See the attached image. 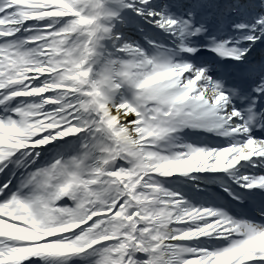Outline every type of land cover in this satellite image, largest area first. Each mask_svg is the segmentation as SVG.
<instances>
[{
	"label": "bare ground",
	"instance_id": "6f19581e",
	"mask_svg": "<svg viewBox=\"0 0 264 264\" xmlns=\"http://www.w3.org/2000/svg\"><path fill=\"white\" fill-rule=\"evenodd\" d=\"M136 1L94 0V10L87 14L86 11H77L83 0H74L73 13L58 18L75 17L70 36L92 35L91 43L83 52L84 61L75 65L74 75L63 82L59 79V73L54 71L45 72L48 74L42 76L28 75L29 83L22 88L23 91L36 89L35 93L30 91L33 96H48L54 106L61 107L62 114L73 117L77 129L62 133L64 140L68 142V139L75 141L78 137H86L85 142L80 143L82 151L74 157L79 164L89 165L94 171L90 173L93 183L88 188L94 200L90 201L91 196H84V207L79 219L84 214L96 212L88 221L79 224L78 229L71 228L63 237L56 234L54 239L45 233L48 228L46 224L30 233L8 222H0V254L1 249L7 248L0 255V264L37 262L41 253L53 251L51 241L73 238L99 218L107 222L102 229L92 233L93 236H103L94 247L90 246L86 250L88 254L94 252L93 258L74 264H139L134 259V256L139 255L149 259L147 264H264V228L248 222L239 226L224 214L208 211L209 199L205 197L220 189L228 174H234L235 185L244 189L253 200L259 197L253 192L255 190L264 195V177L251 178L249 173L239 175L240 170L250 166L249 162L251 165L257 163L256 166H260L264 173V135L258 138L250 133L236 105L221 90L216 91L207 70L204 73L194 72L192 68L185 71L187 67L181 66L179 71L188 74L184 80L186 84L182 82L171 91L172 99L167 104L156 102L152 97H141L121 85L119 72L125 48L130 44L121 41L123 35L110 34V39L108 33L114 29L152 33L148 27L121 25L123 21L128 22L124 18L125 11L135 13L133 7L137 5ZM147 1L144 0L142 5L146 6ZM226 6L236 8V3ZM112 8L122 11L117 16L120 18L114 14L106 15ZM141 16L138 20L135 17L139 24L144 23L142 18H150L158 25L157 34L174 36L176 24L163 21L151 13L148 17ZM80 18L92 20L77 22ZM126 37L129 38L128 34ZM39 65L45 67L47 64ZM95 67L103 72L101 82L97 81L93 71ZM49 76L54 82L44 81ZM188 76H194L193 80H187ZM228 78L229 74L225 79ZM17 88L14 86L9 90ZM236 96L242 98L247 96V92L237 90ZM18 101L16 97L11 99L8 95L3 103L11 105ZM148 104L147 119L142 120L137 113L138 108ZM172 106H189L192 117L200 121L199 126L190 127L182 133V140L175 145V154H179L182 147L191 141L204 145L200 156L183 158L179 162L168 161L152 147L149 130L158 134L166 122L177 119L175 113H167ZM257 120L259 124L263 122L258 112L253 118V121ZM90 123H96L100 129L90 131ZM177 127L184 129V126ZM247 136H250V141L245 143ZM56 142L49 141L52 145ZM3 149L13 155L9 163L0 159V169L7 170L0 172V183L8 177L12 161L20 159V153L30 151L26 147L11 145L3 146ZM40 150L36 149L38 152ZM32 153L34 151L29 155ZM29 161H33V158L30 157ZM75 177L73 175V179ZM185 181L191 182L189 185L193 183L191 187L194 191L186 195L189 196L188 200H179L178 185ZM111 184L118 185L122 191L117 197H113L115 194L111 191ZM249 188L252 191H247ZM0 213H4L1 207ZM22 219L18 215L17 220ZM191 222H197L201 230L186 235L181 233L183 225ZM30 223L34 224V221L31 219ZM123 233L130 234L129 238L120 237ZM184 243L192 247L189 252L181 250ZM222 246H225V252L228 251L227 258L224 257L225 252L219 257L214 253L217 247ZM105 247L107 257L103 252ZM116 256L117 262L114 261ZM73 259L51 257V263L67 264Z\"/></svg>",
	"mask_w": 264,
	"mask_h": 264
},
{
	"label": "rangeland",
	"instance_id": "374dc122",
	"mask_svg": "<svg viewBox=\"0 0 264 264\" xmlns=\"http://www.w3.org/2000/svg\"><path fill=\"white\" fill-rule=\"evenodd\" d=\"M73 1L74 0H71V7L68 9V11H66L64 13L61 12V14L57 13V12H53L51 14L49 12L47 15L48 17H46V19H44L42 23L34 22V23H32L34 26L27 28V29H36L37 32L33 33V35L37 36L38 37L37 39H39V41L36 40L33 42H26L25 43L26 45H22V48L25 49L27 55L30 56L31 63H34V62L37 63L38 62L40 64L46 63L47 65L45 67H43L41 65L40 66L36 65L35 68L26 71V74L28 73L30 75L42 76V75L48 74L45 72L54 71V73H57V72L60 73L59 79L61 80V82H63L65 79H68L70 76L74 75L72 73H67L66 70H70L71 68H73V66L77 65V63L83 59V58L80 59L79 56H80V53L84 50L85 47L83 48V46L85 43L88 42L89 38L83 37L84 40L82 41V38H80V37L70 36V31L72 30V25H74V23L72 22V21H74L73 17H67V18H62V19L58 18L59 15H65L67 13H73L72 12V11H74L73 5H72ZM140 1L141 0H139V2ZM85 3H88L87 5L90 6L88 11L92 12L94 9V6H95L94 0L93 1L87 0ZM85 3H83L82 6H84ZM141 3H142V1H141ZM262 4L259 5L260 8L258 9V12H259V10H261V12L263 13L264 12V6ZM133 10L135 11V9H133ZM136 12H138L140 14H144V15H146L145 13H148L147 10L139 11L138 9ZM130 14L135 15V13H130ZM129 22H130V25H132V26L133 25L138 26L134 23L133 19H129ZM182 24L184 25L183 22H182ZM53 25H55V26L52 27ZM177 25H178V29H176L175 35H176V37L179 38L178 31L180 29V23L177 22ZM138 27H140V26H138ZM14 28L18 29L17 31H20L22 33V32H24L23 28H26V27H19V26L15 27L14 26ZM14 28H11V29L13 30ZM53 28H55V29L52 31ZM142 29H146V28H142ZM126 30H128L131 33L126 32ZM42 31H52L50 33H54V34L49 36V34H47L48 32H45L49 36L48 39L46 40L45 38H40L43 36ZM122 32H123L122 35H125V38H123L121 41L126 42L125 44H128L129 42L132 41V40H130V38L126 37L127 34L131 38L134 37L136 39V42L138 41V43H139L138 46H136V45H134V43H132L131 45H128L125 48L126 52L124 53L125 55L123 57V63H122V71L123 72L121 73L122 79L124 80V83L128 86V89L131 91L132 85L139 87V85L145 84V80L150 82L149 78H151V80H153L152 82L154 84H152V86L150 88L147 84L146 85L147 89H145L144 93H147L146 96L155 98L156 102H162L163 101V103L166 104V102H169L172 99V95L170 92L172 87L170 84L173 83L174 80L181 81L188 74H184V72H180L174 78H170V77L164 76L163 74H160V72L163 69H165V67L167 69V67H170L171 65H173L176 62L187 63L186 59H189V53L180 52L179 55H177V54H175V52L169 53L166 51L165 52L160 51V50L157 51L153 48L146 47L145 42H147L151 36L146 35L145 31L136 32L135 30L132 31L130 29H124V31H122ZM17 34H20V33L17 32ZM155 35L162 37V35H158L157 33H155ZM163 37L165 39L167 38V36H163ZM139 38L142 41H144V43H145L144 47L142 44H140L141 42L139 41ZM167 39H169V38H167ZM171 41H172V43H171L172 48L173 49L177 48L178 40L177 41L175 40L174 42H173V40H171ZM184 44L186 47H188L187 42H184L183 39L180 40V46L182 47V49L185 48ZM33 45L35 48L33 47ZM67 46H70L72 49L67 50L66 49ZM140 48H142V49L139 50ZM193 52H194V50H193ZM160 56H161V60L158 58ZM74 58L78 59V60L80 59V61H77ZM192 67H193V64L191 66L190 65L187 66L185 71H187L189 68H192ZM95 72L97 73L98 80L100 81L101 78L98 75L101 74V71L96 70ZM150 73L153 76V78L151 77ZM192 78H193V76H188L186 79L190 80ZM44 81H47V82L50 81L52 83V82H54V79H52V76H49ZM158 84H161L162 86H159ZM37 102H39V99L36 101L32 100L31 101L32 106H35L37 104ZM39 104H41V106L43 107V111L46 112V115L42 118V120H45V117H47V116L51 117L52 115H55L54 117H51V120H54V122H53L54 125L59 124V126H60V132H57V133H61V131L64 132L67 130H69V131L72 130V127L69 125V122L71 121V117L60 114V111H57L58 107L57 108L48 107L49 102H40ZM45 105H46V107H45ZM148 106L149 105H146L145 107L138 108L137 113L139 114V116L141 117L142 120L147 119V116H148L147 111L149 110ZM47 108H48V110H47ZM188 110L189 109L186 106L184 107V109L176 108L174 106L168 112H175V114L178 117H180L178 120L176 119V120L166 122L162 126V131L158 134L154 133L151 129L149 130L150 133L152 134V137L150 138V143H151L152 147L154 148V150H157L158 152L160 151L162 156L165 157V160L172 161V158H173V160H176V162H179L183 158H186L189 156L190 157L198 156L203 152V151H200L197 149L193 150V148L190 147L191 150L184 149V150H182L181 153L175 154L176 153L175 145L179 141L182 140L181 135H180V137H173V139L170 138L169 140L165 141L167 139V137L170 136L172 128L174 126H177V124L181 123V124H190L191 125L194 123L192 121H189V120L193 119L191 116H187V117L184 116V114H187L189 112ZM60 115H61V117H60ZM73 120L74 119H72V123L75 124V122H73ZM183 126H185V125H183ZM186 128H188V127H186ZM39 137H41V136H39ZM56 159L57 158H54L53 160H56ZM78 166H76V167H78ZM86 169H87V167L86 168L83 167V168L79 169L77 171L78 173L75 174V176H76L75 179L72 180L71 179L72 173H71L70 165L63 162L62 166L59 167V172L62 175V179H61L62 191L66 190V193H67V192H69V188L71 187V185L79 186L80 182H82V181L88 185L89 177H85V174L88 173L89 170H86ZM113 189H114V187H113ZM115 192H117V191L115 190ZM73 208L75 209V206ZM75 213H76V215L80 216L79 214L81 212H79V210L78 211L76 210ZM89 217H90V215L84 216L85 219L82 217V219L84 221L81 220L79 222H75L74 224H70L69 226L74 227V226H77V224H79L81 222H86V221H88ZM106 222L107 221H104V219H102V218L97 219V221L91 222L89 225L91 227L88 230L86 229L85 232H83V233L81 232L78 235H76V237L74 239H72L71 242H68V243H70L69 245L65 244L62 246L64 248H69V247L84 248L86 245L85 243L92 239L90 237V235L94 231L99 230V228H103V226H104V224H106ZM191 225L192 224L184 225L182 227L181 233L187 232L190 228H192ZM181 249L186 250V251L189 250L187 244H183Z\"/></svg>",
	"mask_w": 264,
	"mask_h": 264
}]
</instances>
